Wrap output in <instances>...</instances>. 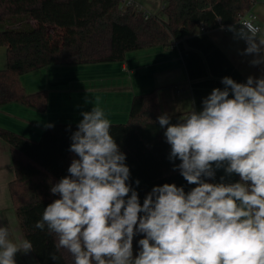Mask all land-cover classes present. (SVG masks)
Returning <instances> with one entry per match:
<instances>
[{
    "label": "clouds",
    "instance_id": "9594fccd",
    "mask_svg": "<svg viewBox=\"0 0 264 264\" xmlns=\"http://www.w3.org/2000/svg\"><path fill=\"white\" fill-rule=\"evenodd\" d=\"M239 24L229 31L245 42L242 55L252 56L253 66L264 64L261 30L249 21ZM221 83L223 89L203 99L202 110L178 123L158 117L169 159L181 161L174 170L196 185L190 191L165 183L141 204L112 124L94 103L70 137L69 151L78 158L51 187L59 198L35 228L47 227L56 250L66 249L74 264H264V77L249 76L246 83L224 77ZM221 168L239 181L208 182ZM137 234L143 238L134 256ZM32 250L28 239L14 240L9 226H0V264H16L18 252Z\"/></svg>",
    "mask_w": 264,
    "mask_h": 264
},
{
    "label": "trees",
    "instance_id": "16d2710c",
    "mask_svg": "<svg viewBox=\"0 0 264 264\" xmlns=\"http://www.w3.org/2000/svg\"><path fill=\"white\" fill-rule=\"evenodd\" d=\"M164 19L148 18L134 5L121 9V0H0V46L6 48V68L0 70V106L19 104L38 112L47 110L46 91L27 94L23 75L47 67H73L121 63L127 53L154 47L169 48L199 26L209 30L233 24L250 11L254 0H161ZM161 110L157 90L135 95L129 118L112 124L111 135L126 155L129 184L140 203L154 186L174 183L185 192L190 185L169 159L171 146L158 117ZM186 113L168 115L178 123ZM78 124H55L38 140L0 127V138L11 148L15 179L8 190L24 239L38 264H74L66 249L55 248V238L35 228L44 209L59 198L51 187L65 176L73 159L71 135ZM238 177V176H237ZM139 180V185L135 182ZM239 181V177H238ZM210 182V180L208 181ZM142 215V214H141ZM137 234L133 255L139 252ZM55 254L59 257L52 259Z\"/></svg>",
    "mask_w": 264,
    "mask_h": 264
},
{
    "label": "crops",
    "instance_id": "0c3cea01",
    "mask_svg": "<svg viewBox=\"0 0 264 264\" xmlns=\"http://www.w3.org/2000/svg\"><path fill=\"white\" fill-rule=\"evenodd\" d=\"M147 13L163 8L161 0H131ZM253 21L264 36V0H254ZM165 18V17H164ZM4 26L0 27V30ZM246 44L222 29L191 35L172 47H154L127 53L121 63L73 67H47L23 75L21 85L27 94L46 91L47 110L38 112L19 104L0 106V127L23 137L38 140L48 125L79 124L82 113L98 103L111 124H124L129 118L135 95L157 90L165 115L202 110V101L214 88H224L222 78L246 83L249 76L264 77V64L253 66L252 56L242 55ZM6 48L0 46V70L6 68ZM237 182V175L216 171L215 183ZM15 179L10 146L0 138V226H9L12 239H24L9 195ZM16 264H38L32 252H18Z\"/></svg>",
    "mask_w": 264,
    "mask_h": 264
},
{
    "label": "built area",
    "instance_id": "2783aa9c",
    "mask_svg": "<svg viewBox=\"0 0 264 264\" xmlns=\"http://www.w3.org/2000/svg\"><path fill=\"white\" fill-rule=\"evenodd\" d=\"M131 5H134V7L136 8L137 11L143 12L145 18H148V16L150 15L140 5L133 3L131 0H121V9L122 10H124L125 8H127L128 6H131ZM253 19H254L253 15H251L250 12L248 11V12L240 14L238 16L237 21L234 22L233 24H230L227 26H222L220 29H222L224 32L234 36V33L232 31H229V26H233L234 28L239 29L240 27H242L239 23H241L243 21L252 22L256 27L259 28V26L253 21ZM198 29L200 32H206L207 31L204 28V26H199ZM210 182L215 183V178L213 180H210Z\"/></svg>",
    "mask_w": 264,
    "mask_h": 264
},
{
    "label": "rangeland",
    "instance_id": "374dc122",
    "mask_svg": "<svg viewBox=\"0 0 264 264\" xmlns=\"http://www.w3.org/2000/svg\"><path fill=\"white\" fill-rule=\"evenodd\" d=\"M152 7L154 9V12H153V13H155L154 15L160 19H164V14H163L162 8H160V7L156 8L155 4H152ZM0 27H2V25H0Z\"/></svg>",
    "mask_w": 264,
    "mask_h": 264
}]
</instances>
